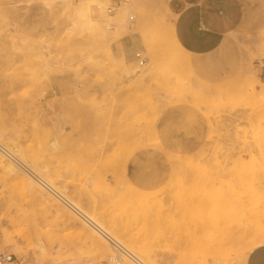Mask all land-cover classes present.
Segmentation results:
<instances>
[{"label": "rangeland", "instance_id": "obj_1", "mask_svg": "<svg viewBox=\"0 0 264 264\" xmlns=\"http://www.w3.org/2000/svg\"><path fill=\"white\" fill-rule=\"evenodd\" d=\"M175 1L74 27L88 0H0V157L60 194L0 169V253L135 264L67 201L144 264H242L264 245V0H241L239 28L201 58L171 43Z\"/></svg>", "mask_w": 264, "mask_h": 264}, {"label": "crops", "instance_id": "obj_2", "mask_svg": "<svg viewBox=\"0 0 264 264\" xmlns=\"http://www.w3.org/2000/svg\"><path fill=\"white\" fill-rule=\"evenodd\" d=\"M173 36L190 57H211L243 21L241 0H176ZM200 63L190 60L189 67ZM242 264H264V245L252 249Z\"/></svg>", "mask_w": 264, "mask_h": 264}, {"label": "bare ground", "instance_id": "obj_3", "mask_svg": "<svg viewBox=\"0 0 264 264\" xmlns=\"http://www.w3.org/2000/svg\"><path fill=\"white\" fill-rule=\"evenodd\" d=\"M107 4H108V0H107ZM106 4V5H107ZM75 8V11H74V17H70L71 21L70 23L72 24V26L76 27V26H82V25H85V26H89V25H96V26H99L100 23H99V19L100 18H103L105 17V12H106V6H105V9H103V5H98L97 2H95L94 0H88V2L86 4H80L78 5V7H73ZM105 10V12H104ZM107 14V12H106ZM109 15V14H108ZM130 17V16H129ZM173 28V27H172ZM157 33V32H156ZM154 34V33H153ZM169 34V33H168ZM170 35V34H169ZM171 38V36L169 37V39ZM146 39V38H145ZM172 45L174 47L175 50L177 51H182V49H180V47L178 46L174 36L172 35ZM157 53V52H156ZM155 53V54H156ZM1 145V144H0ZM2 146V145H1ZM3 147V146H2ZM8 148V147H7ZM14 153V152H13ZM12 153V154H13ZM0 155L4 156V154H1ZM5 157V156H4ZM6 157L8 159H11L12 160V157H11V153H10V149H9V152L7 151V155ZM17 162L19 164H21L22 166H24L28 171H30L33 175H25V174H22V172L17 169L11 162H8L6 161V159H2L0 157V169L1 171L3 172L4 176L5 177H8V178H16V179H19L20 181H23L27 187H29V191H31L30 193H34L37 191V187H41V188H44L46 189L48 192H51V194L53 193V195L60 200V198L58 197L60 194L57 192H55L52 188L53 187H50L51 184L47 183V181H45V179L43 177H40L39 175H37V173H34L31 169H29L25 164H24V161L19 158L17 156ZM24 176L25 178L27 177V179H24ZM23 185V184H22ZM48 188V189H47ZM50 189V190H49ZM39 194V193H38ZM59 194V195H58ZM32 195V194H31ZM33 196V195H32ZM35 196V195H34ZM62 197V196H60ZM63 198V197H62ZM65 199V198H64ZM62 203L63 200H61ZM68 202V203H67ZM66 204L69 209L71 211H73V213H75V215H77V217L84 223L86 224L88 227H90V229H92V231H94L98 236H100L101 238H103L105 240V242L107 241L112 247L116 248L117 250L116 251H119L121 255H124L127 259H130L133 263L135 264H144L143 261H141V259H138L137 257H134L131 253H129L126 249L124 250L120 245H119V242L115 241L114 238H112L104 229L103 227L101 226V224L94 220L93 218L87 216L85 213H83L82 211H80L78 208H76L73 204H71L69 201H67ZM63 210V209H62ZM251 215H253L251 213ZM249 226V225H248ZM246 228V227H245ZM254 228V227H253ZM255 230V228H254ZM243 232L246 231L244 228L242 230ZM242 232V233H243ZM254 233L256 234V232L254 231ZM259 233V232H258ZM260 233H264L263 231L260 232ZM246 234V233H244ZM253 234V235H255ZM253 235H250V236H253ZM258 235V234H256ZM261 235V234H259ZM258 237H261L259 236ZM244 236V235H242ZM248 236V235H247ZM257 238V237H256ZM262 238H264L262 236ZM242 239V237H241ZM244 241L243 242H246L248 239L245 238V236L243 237ZM246 240V241H245ZM258 240V239H256ZM261 240V239H260ZM250 241V240H249ZM262 241V240H261ZM117 242V243H116ZM248 242H246L247 244ZM251 243V241H250ZM107 244V243H106ZM257 244V243H256ZM108 245V244H107ZM244 245V244H243ZM251 245V248H253V244H250ZM245 247V246H244ZM247 247V246H246ZM249 247V246H248ZM256 248V247H255ZM248 250V249H247ZM250 250V249H249ZM251 251V250H250ZM120 260H122L121 257H119ZM125 264H129V263H125Z\"/></svg>", "mask_w": 264, "mask_h": 264}, {"label": "built area", "instance_id": "obj_4", "mask_svg": "<svg viewBox=\"0 0 264 264\" xmlns=\"http://www.w3.org/2000/svg\"><path fill=\"white\" fill-rule=\"evenodd\" d=\"M129 0H108V4L106 5V12L107 14H113L123 3L128 2ZM133 18L130 16L129 21H132ZM0 153L4 154L6 157L7 149L0 145ZM0 264H19V261L16 257L7 254V253H0Z\"/></svg>", "mask_w": 264, "mask_h": 264}]
</instances>
